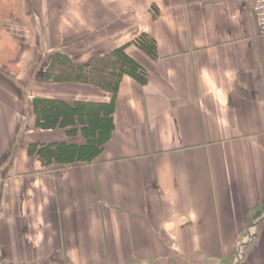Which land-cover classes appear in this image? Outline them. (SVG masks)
I'll return each mask as SVG.
<instances>
[{"label":"crops","instance_id":"1","mask_svg":"<svg viewBox=\"0 0 264 264\" xmlns=\"http://www.w3.org/2000/svg\"><path fill=\"white\" fill-rule=\"evenodd\" d=\"M143 31L158 57L127 48L147 81L122 77L99 155H29L72 141L35 126L34 97L107 99L45 79L51 53L86 64ZM0 264H264V33L250 0H0Z\"/></svg>","mask_w":264,"mask_h":264},{"label":"trees","instance_id":"2","mask_svg":"<svg viewBox=\"0 0 264 264\" xmlns=\"http://www.w3.org/2000/svg\"><path fill=\"white\" fill-rule=\"evenodd\" d=\"M152 9L155 19L154 5ZM130 45L152 59L158 57L156 40L145 31L113 49L93 54L86 64L74 63L64 52L51 53L43 67L45 79L92 85L107 93V99L76 100L70 104L57 98L34 97L35 126L63 128L72 141L31 143L27 146L29 155L36 156L43 166L87 163L99 155L114 128L113 113L122 77L130 76L140 84L147 81L146 68L127 51ZM79 137L81 142L77 141Z\"/></svg>","mask_w":264,"mask_h":264},{"label":"built area","instance_id":"3","mask_svg":"<svg viewBox=\"0 0 264 264\" xmlns=\"http://www.w3.org/2000/svg\"><path fill=\"white\" fill-rule=\"evenodd\" d=\"M250 6L261 33H264V0H250Z\"/></svg>","mask_w":264,"mask_h":264},{"label":"rangeland","instance_id":"4","mask_svg":"<svg viewBox=\"0 0 264 264\" xmlns=\"http://www.w3.org/2000/svg\"><path fill=\"white\" fill-rule=\"evenodd\" d=\"M9 53V57L11 58L13 56V52H8ZM8 55V54H7ZM240 246V244H238V247Z\"/></svg>","mask_w":264,"mask_h":264}]
</instances>
